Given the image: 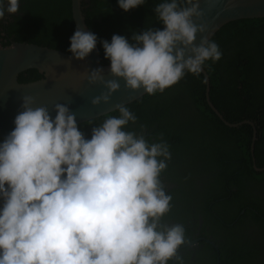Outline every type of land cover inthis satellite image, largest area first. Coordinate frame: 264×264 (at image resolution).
Masks as SVG:
<instances>
[{
	"label": "clouds",
	"instance_id": "1",
	"mask_svg": "<svg viewBox=\"0 0 264 264\" xmlns=\"http://www.w3.org/2000/svg\"><path fill=\"white\" fill-rule=\"evenodd\" d=\"M145 3L117 0L124 12ZM153 11L162 29L100 41L114 79L102 68L88 71V83L105 89L91 105L109 104L120 80L155 95L221 59L200 0H161ZM17 13L20 0H0V21ZM97 41L77 26L70 59L85 60ZM33 104L22 97L14 128L0 141V264H184L185 227L162 223L172 200L161 180L168 143L126 130L137 117L123 104L115 105L118 116L91 127L90 138L67 104L56 103L54 117Z\"/></svg>",
	"mask_w": 264,
	"mask_h": 264
},
{
	"label": "trees",
	"instance_id": "2",
	"mask_svg": "<svg viewBox=\"0 0 264 264\" xmlns=\"http://www.w3.org/2000/svg\"><path fill=\"white\" fill-rule=\"evenodd\" d=\"M160 2L146 0L145 5L124 12L117 0L81 1L86 24L98 37L102 64L110 62L104 58L101 40L110 42L114 34L130 40L133 31L149 27L162 29L153 11ZM0 27V32H5V35L0 34L3 46L10 44L4 39L14 35L15 42L67 53H70V37L76 30L71 0H20V13L11 16V21L5 25L0 21ZM210 39L222 52L218 62L208 61L204 68L209 77L210 100L225 120L251 121L255 135L251 124L243 122L230 127L216 115L206 101L203 73L200 77L188 74L163 93L145 94L127 104L137 121L130 122L126 130L138 131L144 126L150 129L145 132L150 143L161 139L168 143L171 159L161 180L172 200L171 210L162 223L182 224L187 241L192 240L189 225L198 228L200 236L204 237L199 245H205L207 250L195 253V264H264L262 240L258 244L249 241V247L256 252L251 258L249 251L248 254L244 251L242 256L238 236L230 235L241 220L242 223L254 220L255 225L264 230V188H260L262 197L252 193L264 185V170L256 171L253 167L254 164L259 168L264 166V17L227 23ZM19 74V82L43 77L37 69ZM118 115L117 111H112L79 123L80 130L90 138L91 127ZM228 226L233 228L228 233V248H235L238 258L229 257L226 261L220 243L218 251H213L214 256L209 254L213 246L205 238L219 235V229ZM187 248L179 249L184 264H189Z\"/></svg>",
	"mask_w": 264,
	"mask_h": 264
},
{
	"label": "water",
	"instance_id": "3",
	"mask_svg": "<svg viewBox=\"0 0 264 264\" xmlns=\"http://www.w3.org/2000/svg\"><path fill=\"white\" fill-rule=\"evenodd\" d=\"M200 8L204 11V20L209 26V38L232 21L264 17V0H200ZM71 13L75 28L79 26L85 31H90L82 12L81 0H71ZM199 39L198 34L196 43H199ZM70 57L71 54L65 51L33 43L12 42L3 46L0 42V139L14 128L13 121L22 110L24 95L34 98L33 107L46 106L53 117L55 112L52 108L56 103L67 104L75 113L79 124L115 111V105L130 104L146 94L143 89L135 92L126 89L123 80H120V89L113 94L109 104L93 106L91 99L105 89L100 83H88V71L102 68L106 80L114 79L109 73L110 63H101L98 45L83 61ZM28 69H37L43 77L34 81L19 82V73ZM202 73L206 83V101L216 115L230 127L243 122L253 125L249 120L231 123L224 119L210 100L207 72L204 70ZM255 168L257 171L262 169L256 166ZM162 184L164 185L163 182ZM197 242L187 241L181 248L193 247Z\"/></svg>",
	"mask_w": 264,
	"mask_h": 264
},
{
	"label": "flooded vegetation",
	"instance_id": "4",
	"mask_svg": "<svg viewBox=\"0 0 264 264\" xmlns=\"http://www.w3.org/2000/svg\"><path fill=\"white\" fill-rule=\"evenodd\" d=\"M84 1H87L88 2V0H84ZM8 21H11V16H7L6 15L5 20L1 21V23L3 25H5ZM0 28H2V27H0ZM0 34L5 35V32L2 31V32H0ZM4 42H9V43L15 42L14 41V35H9L7 37V39H4ZM252 127H253V134H255L256 133V130H254V124L252 125ZM141 130H143V134L146 137L148 134H145V132L146 131H149L150 129L143 126L138 131H135V132L140 133ZM252 139L253 140L256 139L254 137V135H253V138ZM255 166L256 165L254 164L253 167L256 170ZM263 167L264 166H262L261 167L262 169L259 170L260 172L264 170ZM251 183H253V182H251ZM260 188H264V185L263 186H260L258 188H255L254 190H252V193L254 195H258L259 197H262V192H260ZM242 221L243 220H241V223L238 225V228H236L234 231H232L230 233V235L236 234L238 236L239 241H238V244L237 245L242 249V252H241L242 256H244V251H245V254H248V251H249V252L252 253V257L251 258H253L256 255V252L249 247V241L252 244H258L262 240V245L264 246V230H262L260 227L256 226L255 224H257V223L254 220H253V222L252 221H245L243 223H242ZM189 227H190V231H192L191 232L192 235H190V236H192V240H190V241H198L197 242V245H194L193 247L187 248V250L190 251L189 264H195V253L197 251L198 252H203L204 250H207V247L205 248L204 247L205 245H199V240L200 239H203L204 237L200 236V233L201 232L198 231V228L195 227L194 225H191V224L189 225ZM232 229L233 228L231 226L223 227V229L222 228L219 229V235H216V236L211 235L210 238H205L209 242V244L211 246H213V249L209 253L211 256H214L213 255V251L215 249L218 251V249H219V246L218 245L220 243V245L222 246L220 251H221L222 256L224 257V259L226 261H228L227 259L229 257L230 258L231 257H235V259L238 258L237 257L238 252L236 251V249L235 248H233V249L228 248V246H229V243L227 242V238L229 237L228 233ZM223 245L225 246V248H223ZM218 262H219V258L217 259V263ZM171 264H172V262H171ZM226 264H228V263H226Z\"/></svg>",
	"mask_w": 264,
	"mask_h": 264
}]
</instances>
